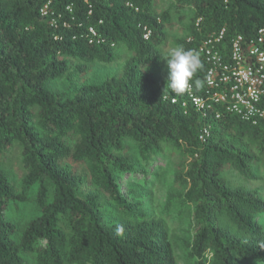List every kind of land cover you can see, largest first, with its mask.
<instances>
[{"label": "trees", "instance_id": "trees-1", "mask_svg": "<svg viewBox=\"0 0 264 264\" xmlns=\"http://www.w3.org/2000/svg\"><path fill=\"white\" fill-rule=\"evenodd\" d=\"M169 1L190 14L174 48L199 54L223 31L217 48L226 64L234 38L249 41L264 29V0ZM168 21L153 0H0V155L17 145L24 172L17 192L0 167V264H177L165 221L132 185H121L146 174L139 168L167 145L188 158L175 179L185 189L178 197L192 206L191 264L264 262V199L259 189L232 186L223 176L228 167L255 179L264 119L243 120L225 103L202 116L187 92L176 96L167 79L158 84L143 70L161 63ZM121 44L131 55L120 76L71 95L48 87L71 61L80 71L110 62ZM199 57L192 89L207 97L216 89L206 85L210 65ZM258 106L264 109V93ZM64 159L84 164L87 175ZM87 181L92 189L84 188ZM32 192L37 213L18 229L7 210Z\"/></svg>", "mask_w": 264, "mask_h": 264}, {"label": "rangeland", "instance_id": "rangeland-1", "mask_svg": "<svg viewBox=\"0 0 264 264\" xmlns=\"http://www.w3.org/2000/svg\"><path fill=\"white\" fill-rule=\"evenodd\" d=\"M153 2L157 13L168 12L169 21L165 27L166 40L164 44L159 46L161 63L155 66H144L143 70L152 74L158 84H163L168 74L165 58L174 48V39L185 35V26L190 14L187 11L176 12L174 8L170 7L169 0H153ZM180 17L184 18L181 20ZM114 55L112 61L107 63L95 61L88 64L83 71L78 70L75 61H71V65L62 76L48 81V87L54 92L71 95L82 85L97 84L111 77L120 76L123 66L131 54L121 44L114 49ZM128 150L132 153L134 147L130 145ZM257 156L258 160L253 162L255 179H246L228 167L224 168L223 176L232 186L259 189L264 199V149L261 153H257ZM187 162L188 158L182 148L167 145L162 148V151L154 159L150 160L146 167L139 168L140 171L146 170V174L142 175L141 172H137L121 180L123 187L132 185L133 195L140 197L143 203L149 205L150 212L155 217L165 221L177 264L192 263L188 252L189 244L195 234L192 206L178 197V194H182L185 189L175 179V173L183 171ZM62 164L77 174L87 175L85 165L80 162L64 159ZM0 167L7 174L16 191L19 192L24 172L20 149L17 145H13L0 155ZM84 188L89 190L92 189V186L87 181ZM33 199L32 192L30 201L16 203L8 208L6 217L18 229H21L36 215Z\"/></svg>", "mask_w": 264, "mask_h": 264}, {"label": "built area", "instance_id": "built-area-1", "mask_svg": "<svg viewBox=\"0 0 264 264\" xmlns=\"http://www.w3.org/2000/svg\"><path fill=\"white\" fill-rule=\"evenodd\" d=\"M223 31L204 41L198 49L199 54L209 63L205 83L216 92L207 97H198L190 88L187 92L189 101L202 116L214 104H227V111L243 120L256 123L264 119V109L258 106L264 93V29L258 30L255 38L245 41L241 36L234 38L230 46V63L223 62L217 48L221 42ZM175 102V99L172 100ZM185 106V104H183ZM220 114L216 115L219 118ZM209 130L204 129L203 139Z\"/></svg>", "mask_w": 264, "mask_h": 264}, {"label": "clouds", "instance_id": "clouds-1", "mask_svg": "<svg viewBox=\"0 0 264 264\" xmlns=\"http://www.w3.org/2000/svg\"><path fill=\"white\" fill-rule=\"evenodd\" d=\"M165 62L168 70L167 88L176 96L184 95L192 88L195 73L202 68L199 54L194 50H185L183 46H177L170 51ZM194 83L197 88L203 87L201 80H195ZM259 247L264 248V243H261ZM259 264L264 262L259 261Z\"/></svg>", "mask_w": 264, "mask_h": 264}]
</instances>
